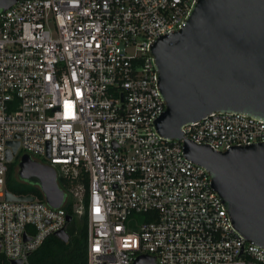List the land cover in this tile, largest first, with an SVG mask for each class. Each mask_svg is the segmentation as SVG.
Instances as JSON below:
<instances>
[{
    "label": "built area",
    "instance_id": "2783aa9c",
    "mask_svg": "<svg viewBox=\"0 0 264 264\" xmlns=\"http://www.w3.org/2000/svg\"><path fill=\"white\" fill-rule=\"evenodd\" d=\"M195 2L16 0L0 11V257L8 264H29L48 237L66 231L69 200L86 218V264L142 256L264 264V249L235 232L208 172L182 145L225 152L264 143V120L211 113L183 126L182 140L154 129L165 103L151 47L184 27ZM22 155L55 170L59 208L5 200L7 165Z\"/></svg>",
    "mask_w": 264,
    "mask_h": 264
},
{
    "label": "water",
    "instance_id": "95a60500",
    "mask_svg": "<svg viewBox=\"0 0 264 264\" xmlns=\"http://www.w3.org/2000/svg\"><path fill=\"white\" fill-rule=\"evenodd\" d=\"M15 2L0 0V11ZM151 54L165 103L154 122L161 137L182 140L183 126L211 113H241L264 120V0H196L184 27L156 40ZM8 145L6 161L10 162L19 143ZM182 145L185 158L208 172L235 232L264 249V143L225 152L189 140ZM18 177L34 181L49 207L62 205L64 193L53 168L22 155ZM5 200L29 202L33 197L7 192ZM71 220L67 215V223ZM55 236L64 243L69 240L64 230ZM24 240L29 239L24 236ZM134 264L155 263L142 256Z\"/></svg>",
    "mask_w": 264,
    "mask_h": 264
},
{
    "label": "trees",
    "instance_id": "16d2710c",
    "mask_svg": "<svg viewBox=\"0 0 264 264\" xmlns=\"http://www.w3.org/2000/svg\"><path fill=\"white\" fill-rule=\"evenodd\" d=\"M7 168L5 178L7 192L16 196H32L44 201V196L36 183L29 185L19 179L17 158L8 164ZM84 182L87 187L86 181ZM64 183V180L59 179L61 188ZM63 208L66 214L73 218L66 225V232L69 235L68 242L64 243L54 235L48 237L38 249L29 255V264H86V218L83 215L76 220L71 200L67 201ZM0 264H8V262L0 257Z\"/></svg>",
    "mask_w": 264,
    "mask_h": 264
},
{
    "label": "rangeland",
    "instance_id": "374dc122",
    "mask_svg": "<svg viewBox=\"0 0 264 264\" xmlns=\"http://www.w3.org/2000/svg\"><path fill=\"white\" fill-rule=\"evenodd\" d=\"M13 161H15V159L13 160ZM20 179V178H19ZM22 182H24L25 184H29V185H34L35 184V182L34 181H31V180H22V179H20ZM80 213H81V209L78 207L77 208V211H76V220L77 219H79L80 218Z\"/></svg>",
    "mask_w": 264,
    "mask_h": 264
}]
</instances>
